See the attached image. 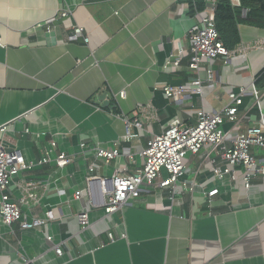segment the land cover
I'll list each match as a JSON object with an SVG mask.
<instances>
[{"label":"crops","instance_id":"0c3cea01","mask_svg":"<svg viewBox=\"0 0 264 264\" xmlns=\"http://www.w3.org/2000/svg\"><path fill=\"white\" fill-rule=\"evenodd\" d=\"M228 2L240 10L237 45L264 41V25L248 22L241 0ZM196 11L190 12L187 0H0V145L36 163L56 143L52 161L21 170L13 180L41 184L37 201L21 206L22 217L52 210L54 219L20 229L19 222L7 225L0 218V264H23L25 258L36 264H264V173L248 189L240 172L233 181L217 179L209 146L185 157L174 192L143 186L110 214L101 183L87 179L92 163L96 178L134 173L143 166L140 153L151 136L195 122L201 108L218 111L229 92L255 84L264 47L236 53L227 64L202 60L197 74L189 69L188 31ZM74 26L83 28L88 42L68 40ZM177 55V65L167 64ZM197 76L200 94L191 91L175 101L162 92ZM102 93L108 105L99 99ZM261 106L264 113V94ZM134 113L141 126H131L125 138V120ZM238 115L237 125H222L228 139L234 129L258 123L249 94ZM114 147L119 155L109 162L94 156L98 148ZM252 151L264 165V148ZM59 153L73 160L58 167ZM213 189L218 192L207 197ZM10 195L18 199L21 193L12 187ZM81 211L90 223L83 230Z\"/></svg>","mask_w":264,"mask_h":264},{"label":"built area","instance_id":"2783aa9c","mask_svg":"<svg viewBox=\"0 0 264 264\" xmlns=\"http://www.w3.org/2000/svg\"><path fill=\"white\" fill-rule=\"evenodd\" d=\"M206 7L201 11H196L195 23L188 31L189 39V61L190 70L198 73L200 63L206 60L209 64L220 60L223 64H227L230 58L236 54H245L247 51L255 48L264 47V41L257 40L235 46L233 49H227L219 38V34L215 27L214 12L216 0H205ZM59 16L65 17L68 12H57ZM47 24V30L50 28ZM82 38L84 42H88V37L84 35L83 28L74 26L68 35V40L75 41ZM179 53V52H178ZM180 56L177 55L168 60L167 64L177 65ZM206 80H212L211 70H208ZM202 79L195 77L188 84H180L177 86H163L162 92L167 98L175 101H181L189 92L201 93ZM249 94L253 100V107L258 112V123L255 126H249L244 129L233 131L230 139L227 132L223 131L222 125L225 122L232 123L234 126L238 124L240 119L238 115L239 107L243 103L244 97ZM264 94V88L259 89L254 83L250 87H240L235 92H229L228 102L218 111L208 112L201 108L197 112L195 122L187 125H170L164 128L158 134L151 136L140 155L144 158L143 166L134 173L123 176L114 175L110 178H96L93 175L95 163L88 167L89 181L98 179L101 183L102 192L105 195L104 211L106 214L116 212L121 206L131 198H136L143 190V186H151L158 189H168L175 191L177 181L185 172V157L188 154H196L204 146H209L215 154V158L210 159L212 171L217 179L228 178L235 180L239 172L244 182V187L248 189L251 181L258 174L264 173V165L256 158L252 149L264 148V113L261 106V98ZM123 96V92L120 96ZM138 112L144 111L140 107ZM135 117L125 120L126 137L129 136L131 126H141ZM235 128V127H234ZM1 127L0 130H3ZM56 146L55 141H51L46 150V155L37 164H44L52 161L51 151ZM85 145L82 143L81 147ZM119 155V149L98 148L95 150L94 156L105 162L116 158ZM216 158L224 161V165H218ZM73 160L72 156L64 153L57 154L54 162L58 167H63ZM36 163H25L19 157L17 152H8L0 145V218L3 223L10 225L13 222H19L20 229H29L46 225L54 219L52 210H47L44 216L34 215L30 220L22 217L21 206L37 201L36 190L41 185L35 180H22L13 182V177L21 170L32 168ZM14 187L20 191L21 195L18 199H12L10 195L11 188ZM193 190V186L189 187ZM218 192L213 189L206 193L207 197H211ZM63 194V191H58ZM205 194V193H204ZM73 198L78 200L81 198V192L76 191ZM77 220L81 230L87 228L89 223L88 213L81 211L77 213ZM111 237V234H109ZM47 240H51V236L47 235ZM55 252L61 254L60 246L54 245ZM23 264H36L34 259L25 258Z\"/></svg>","mask_w":264,"mask_h":264},{"label":"trees","instance_id":"16d2710c","mask_svg":"<svg viewBox=\"0 0 264 264\" xmlns=\"http://www.w3.org/2000/svg\"><path fill=\"white\" fill-rule=\"evenodd\" d=\"M190 12L203 9L205 0H187ZM241 4L248 8L247 20L249 23L261 26L264 25V0H241ZM240 10L233 9L228 0H216L214 22L219 38L227 49H233L239 43L237 23ZM255 86L264 88V69L257 74Z\"/></svg>","mask_w":264,"mask_h":264},{"label":"water","instance_id":"95a60500","mask_svg":"<svg viewBox=\"0 0 264 264\" xmlns=\"http://www.w3.org/2000/svg\"><path fill=\"white\" fill-rule=\"evenodd\" d=\"M99 99L103 102V105H108V102L107 100H105V94L102 93L100 96H99ZM172 125H175V124H172ZM8 151V150H7ZM13 180H15V176L13 177Z\"/></svg>","mask_w":264,"mask_h":264}]
</instances>
